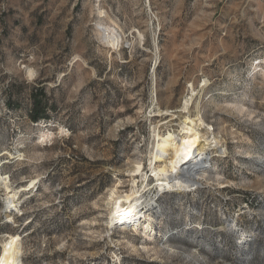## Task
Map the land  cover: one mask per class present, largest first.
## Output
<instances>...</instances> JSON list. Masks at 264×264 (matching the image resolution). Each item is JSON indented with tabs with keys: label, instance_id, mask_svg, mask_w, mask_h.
I'll return each mask as SVG.
<instances>
[{
	"label": "rangeland",
	"instance_id": "rangeland-1",
	"mask_svg": "<svg viewBox=\"0 0 264 264\" xmlns=\"http://www.w3.org/2000/svg\"><path fill=\"white\" fill-rule=\"evenodd\" d=\"M185 119L203 122L202 175L160 192L154 132ZM0 164L12 190L37 181L18 211L0 192L22 264H264V0H0ZM133 182L151 205L109 224Z\"/></svg>",
	"mask_w": 264,
	"mask_h": 264
},
{
	"label": "bare ground",
	"instance_id": "bare-ground-1",
	"mask_svg": "<svg viewBox=\"0 0 264 264\" xmlns=\"http://www.w3.org/2000/svg\"><path fill=\"white\" fill-rule=\"evenodd\" d=\"M103 38L105 43L113 48L117 47L120 43L119 37L112 36L108 30H105ZM188 102L190 101H186L183 104L182 110L187 109ZM238 111L241 112V109L238 108ZM202 124L203 122L201 119H185L182 129L183 134L179 139L171 133H167L163 136L154 132V147L148 158H150L149 167L152 173L151 176L155 178V186L158 191L181 190L189 186V179L187 180L186 178L187 175L193 174L196 176L201 174L200 171L202 167L199 166L204 162L203 158L208 145L206 142L202 143L203 134L199 131ZM21 156V154L18 155V158ZM185 166H188V168L183 169ZM142 171L143 167L141 162H135V166L131 170L133 173L132 175L143 178L144 174H142ZM146 180L147 178L144 177L143 181L145 182ZM135 182H133V187L129 193L114 196V191L113 194L111 193L112 195L109 196L111 200L109 224L113 225L118 223L123 229L126 225L137 227L139 224V208L142 209V207L151 205L152 199L141 201L140 195L142 191L137 188ZM36 183V180H31L28 185L23 187V190H12L9 178L2 176L0 173V192H4L5 195L6 212L18 211L17 205L19 195L21 192L33 188ZM144 188L145 186H143L142 189L144 190ZM5 218H10V214H6ZM140 218L146 219L143 232H152L153 230L150 226L151 218H147L145 215H140ZM145 235L146 238H149L150 234ZM21 256L22 247L21 237L19 235H6L2 239L0 237V264H22Z\"/></svg>",
	"mask_w": 264,
	"mask_h": 264
},
{
	"label": "trees",
	"instance_id": "trees-1",
	"mask_svg": "<svg viewBox=\"0 0 264 264\" xmlns=\"http://www.w3.org/2000/svg\"><path fill=\"white\" fill-rule=\"evenodd\" d=\"M32 107L29 112V120L31 123H38L48 119L47 112L49 106L44 102L45 93L42 88L33 89L31 92Z\"/></svg>",
	"mask_w": 264,
	"mask_h": 264
},
{
	"label": "water",
	"instance_id": "water-1",
	"mask_svg": "<svg viewBox=\"0 0 264 264\" xmlns=\"http://www.w3.org/2000/svg\"><path fill=\"white\" fill-rule=\"evenodd\" d=\"M185 168H188V166H185Z\"/></svg>",
	"mask_w": 264,
	"mask_h": 264
},
{
	"label": "built area",
	"instance_id": "built-area-1",
	"mask_svg": "<svg viewBox=\"0 0 264 264\" xmlns=\"http://www.w3.org/2000/svg\"><path fill=\"white\" fill-rule=\"evenodd\" d=\"M1 164H2V162H1ZM1 164H0V165H1Z\"/></svg>",
	"mask_w": 264,
	"mask_h": 264
}]
</instances>
